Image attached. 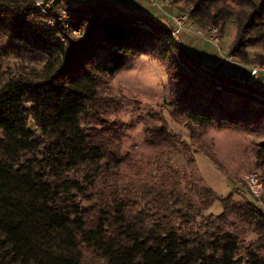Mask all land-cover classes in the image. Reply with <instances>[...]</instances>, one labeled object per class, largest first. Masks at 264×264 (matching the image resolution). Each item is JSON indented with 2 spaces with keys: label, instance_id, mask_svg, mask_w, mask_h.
<instances>
[{
  "label": "trees",
  "instance_id": "obj_1",
  "mask_svg": "<svg viewBox=\"0 0 264 264\" xmlns=\"http://www.w3.org/2000/svg\"><path fill=\"white\" fill-rule=\"evenodd\" d=\"M170 4L221 37L234 25L230 55L264 69V0ZM65 8L76 22L48 28L35 0H0V58L30 50L43 61L0 87V264H264V211L248 188L254 201L238 203L172 166L159 179L141 178L161 171L166 157L194 153L226 173L206 130L264 136V78L242 81L202 65L175 42L166 17L109 0H62L53 14ZM145 56L166 69L175 92L166 111L190 139L162 114L140 119L159 153L149 164L125 148L136 125L114 118L122 104L111 93L116 75ZM256 159L264 172V141ZM216 204L222 213L208 214ZM240 225L260 240L243 249Z\"/></svg>",
  "mask_w": 264,
  "mask_h": 264
},
{
  "label": "rangeland",
  "instance_id": "obj_2",
  "mask_svg": "<svg viewBox=\"0 0 264 264\" xmlns=\"http://www.w3.org/2000/svg\"><path fill=\"white\" fill-rule=\"evenodd\" d=\"M162 6L161 17L170 21L171 15H179L174 11L169 1H159ZM165 13V14H164ZM227 37L224 43L220 44L223 50L233 42L236 37V29L229 26ZM222 42V37L218 35ZM232 39V40H231ZM231 40V41H230ZM0 38V46L3 43ZM43 61L39 60L32 51H22L20 54H10L0 58V87L2 83L22 67L41 69ZM253 67H251L252 69ZM263 78V77H262ZM112 96L121 103L122 108L114 118H118L126 125H136L134 130L128 131L125 137V148L132 151L138 161L149 164L158 156V151L145 143L146 137L144 127L140 119L151 114H162L170 124L173 133L181 136L185 142H190L188 131L185 128L172 123L166 111L169 103L174 97V89L166 69L150 57H142L131 62L123 71L119 72L111 86ZM204 140L210 147L213 154L220 160L226 173L216 168L202 153H194L190 156H172V160L165 158L161 163V171L151 170L141 176L142 180L149 182L156 180L164 173H169V166L178 169L187 180H194L195 183L213 189L221 198L234 196L236 202L246 203L247 200L254 201L249 196L245 178L248 174L255 173L264 181L263 170L258 169L256 159L257 143L264 141V136L254 131H244L232 128L209 127L206 130ZM126 175L132 176V172L124 170ZM184 187L186 179L184 178ZM188 191L187 188H185ZM264 211V199H255ZM222 208L216 204L208 214H220ZM242 234V247L245 249L251 243H256L260 237L253 233L246 225L239 226Z\"/></svg>",
  "mask_w": 264,
  "mask_h": 264
},
{
  "label": "built area",
  "instance_id": "obj_3",
  "mask_svg": "<svg viewBox=\"0 0 264 264\" xmlns=\"http://www.w3.org/2000/svg\"><path fill=\"white\" fill-rule=\"evenodd\" d=\"M36 7L38 11L47 17L45 21V27L56 28L58 22H63L66 25L70 23H75L76 20L70 17L68 9H62L59 15L53 14V7L61 2L62 0H35ZM156 8L161 11L162 6L159 1L164 0H149ZM169 1V0H166ZM170 22L173 25V38L175 42L182 48H184V35L187 33H193L197 38L202 41L209 42L213 44L219 51H221V39L219 35V29L215 27H210L208 30L203 31L196 27L192 22L189 21L188 16L185 14L171 15ZM80 30L75 31L76 35L80 34ZM229 60L234 61V58L229 53ZM264 71L263 68L259 66H253L251 69V79L255 82L259 81L260 72ZM245 182L249 192L257 199L264 198V182L262 178L255 174H248L245 178Z\"/></svg>",
  "mask_w": 264,
  "mask_h": 264
},
{
  "label": "crops",
  "instance_id": "obj_4",
  "mask_svg": "<svg viewBox=\"0 0 264 264\" xmlns=\"http://www.w3.org/2000/svg\"><path fill=\"white\" fill-rule=\"evenodd\" d=\"M65 1H67L72 5H78L83 1H89V0H65ZM109 1L116 3L118 5V8L123 11L129 9L131 11L139 12L146 16H153L156 18L161 17L160 14L161 10L156 8L149 0H109ZM172 9L176 11L173 7ZM229 26H234V25L229 24L226 30H228ZM226 37H227V31H225L221 43L225 42ZM233 42H230L229 46H226L225 50L219 51L213 44L200 40L193 33H187L184 35V48L187 51V53H189V55L192 56V58H194L196 61H198L204 66L217 69L227 76H231V77L234 76L239 80L247 81L251 75V68H247L243 66L241 63L236 62L235 60L234 61L229 60V53H230L229 48ZM258 77L264 78V71L260 72ZM262 84L264 85V82Z\"/></svg>",
  "mask_w": 264,
  "mask_h": 264
}]
</instances>
